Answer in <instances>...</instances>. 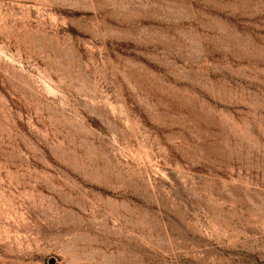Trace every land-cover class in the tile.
<instances>
[{
    "label": "rangeland",
    "instance_id": "obj_1",
    "mask_svg": "<svg viewBox=\"0 0 264 264\" xmlns=\"http://www.w3.org/2000/svg\"><path fill=\"white\" fill-rule=\"evenodd\" d=\"M0 264H264V0H0Z\"/></svg>",
    "mask_w": 264,
    "mask_h": 264
}]
</instances>
